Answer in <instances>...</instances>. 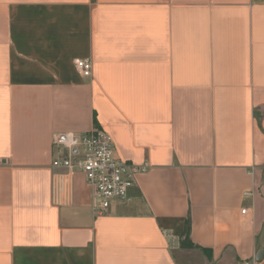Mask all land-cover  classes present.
<instances>
[{"label": "crops", "instance_id": "0c3cea01", "mask_svg": "<svg viewBox=\"0 0 264 264\" xmlns=\"http://www.w3.org/2000/svg\"><path fill=\"white\" fill-rule=\"evenodd\" d=\"M95 128L150 165L104 215L81 172L52 167L55 135ZM262 251L264 0H0V264Z\"/></svg>", "mask_w": 264, "mask_h": 264}, {"label": "built area", "instance_id": "2783aa9c", "mask_svg": "<svg viewBox=\"0 0 264 264\" xmlns=\"http://www.w3.org/2000/svg\"><path fill=\"white\" fill-rule=\"evenodd\" d=\"M74 64L83 77L92 76V61L76 59ZM53 146L57 157L52 167L84 175L92 191L93 210L98 215L106 214L115 202L128 203L137 177L150 169L148 163L136 165L123 159L112 135L103 128L83 134H57Z\"/></svg>", "mask_w": 264, "mask_h": 264}, {"label": "trees", "instance_id": "16d2710c", "mask_svg": "<svg viewBox=\"0 0 264 264\" xmlns=\"http://www.w3.org/2000/svg\"><path fill=\"white\" fill-rule=\"evenodd\" d=\"M190 236V223H187V227L185 229V232L183 233L184 239L182 240L181 246L184 248H193L194 245L190 242H188Z\"/></svg>", "mask_w": 264, "mask_h": 264}, {"label": "water", "instance_id": "95a60500", "mask_svg": "<svg viewBox=\"0 0 264 264\" xmlns=\"http://www.w3.org/2000/svg\"><path fill=\"white\" fill-rule=\"evenodd\" d=\"M260 255H261V257L258 256V257L256 258L257 262L260 261V260H261L260 258H262V257L264 256V251H262Z\"/></svg>", "mask_w": 264, "mask_h": 264}]
</instances>
